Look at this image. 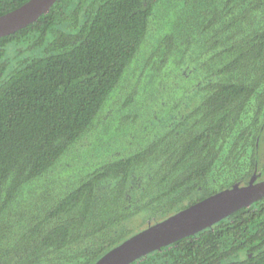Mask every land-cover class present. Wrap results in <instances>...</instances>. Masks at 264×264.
Segmentation results:
<instances>
[{"label":"trees","instance_id":"trees-1","mask_svg":"<svg viewBox=\"0 0 264 264\" xmlns=\"http://www.w3.org/2000/svg\"><path fill=\"white\" fill-rule=\"evenodd\" d=\"M255 174L264 0H58L0 38V264H95ZM132 264H264V198Z\"/></svg>","mask_w":264,"mask_h":264},{"label":"water","instance_id":"water-1","mask_svg":"<svg viewBox=\"0 0 264 264\" xmlns=\"http://www.w3.org/2000/svg\"><path fill=\"white\" fill-rule=\"evenodd\" d=\"M58 0H29L20 8L0 17V38L12 35L49 13ZM262 174H255L246 185L235 184L184 209L169 218L150 225L95 264H132L155 251L196 235L233 213L264 198Z\"/></svg>","mask_w":264,"mask_h":264},{"label":"flooded vegetation","instance_id":"flooded-vegetation-1","mask_svg":"<svg viewBox=\"0 0 264 264\" xmlns=\"http://www.w3.org/2000/svg\"><path fill=\"white\" fill-rule=\"evenodd\" d=\"M262 180H264V178Z\"/></svg>","mask_w":264,"mask_h":264}]
</instances>
